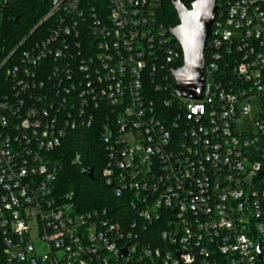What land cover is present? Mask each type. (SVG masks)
Listing matches in <instances>:
<instances>
[{
	"label": "built area",
	"instance_id": "built-area-1",
	"mask_svg": "<svg viewBox=\"0 0 264 264\" xmlns=\"http://www.w3.org/2000/svg\"><path fill=\"white\" fill-rule=\"evenodd\" d=\"M218 1L198 101L164 99L182 52L162 0H52L48 39L4 56L0 37L8 264H264V0ZM91 127L131 215L57 190L53 153Z\"/></svg>",
	"mask_w": 264,
	"mask_h": 264
},
{
	"label": "trees",
	"instance_id": "trees-1",
	"mask_svg": "<svg viewBox=\"0 0 264 264\" xmlns=\"http://www.w3.org/2000/svg\"><path fill=\"white\" fill-rule=\"evenodd\" d=\"M95 1V0H92ZM196 0H162L160 20L168 30L178 25L176 12L172 2H180L187 9ZM219 1L217 2V5ZM52 6V0H12L7 8L0 30L1 46L8 56L19 47L22 51L27 45L40 43L49 38L52 20L43 22ZM43 23V24H41ZM23 43V44H22ZM171 43L180 52L177 42ZM206 57V54H205ZM183 66V55L177 64H174L168 75L170 78V93L164 99L172 100L174 82L169 72L176 71ZM163 99V98H162ZM101 129L91 127L74 131L61 148L53 155L55 161L61 167L57 179V190L62 196H70L80 209L87 211L93 209L114 212L116 214L131 211L123 206V202L113 197L110 190L104 185L101 174L106 164V151L101 139ZM93 169L94 181L83 174V170ZM0 264H8L3 251L0 248Z\"/></svg>",
	"mask_w": 264,
	"mask_h": 264
},
{
	"label": "water",
	"instance_id": "water-1",
	"mask_svg": "<svg viewBox=\"0 0 264 264\" xmlns=\"http://www.w3.org/2000/svg\"><path fill=\"white\" fill-rule=\"evenodd\" d=\"M218 0H196L187 9L180 2H172L178 25L169 30L183 55V66L172 72L174 95L180 99L198 101L205 83V57L207 42L215 20ZM94 181L93 169L83 170ZM128 247L118 251L122 260L128 255Z\"/></svg>",
	"mask_w": 264,
	"mask_h": 264
}]
</instances>
